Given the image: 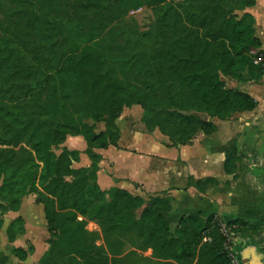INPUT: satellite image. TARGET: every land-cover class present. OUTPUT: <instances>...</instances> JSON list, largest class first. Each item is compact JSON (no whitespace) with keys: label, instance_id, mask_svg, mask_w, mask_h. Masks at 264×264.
Here are the masks:
<instances>
[{"label":"trees","instance_id":"obj_1","mask_svg":"<svg viewBox=\"0 0 264 264\" xmlns=\"http://www.w3.org/2000/svg\"><path fill=\"white\" fill-rule=\"evenodd\" d=\"M28 1L32 41L0 46V145L7 146L0 147V212L19 211L29 195L44 206L50 237L39 264H121L127 236L139 240L138 250L152 251L149 260L164 264H233L222 225L253 237L262 232L261 223L201 212L172 223L166 217L169 196L146 201L125 189L103 190L94 149L118 145L116 121L136 103L146 111L147 128L159 129L175 146L199 132L213 133L212 119L253 111L258 101L229 88L227 79L259 83L264 77V49L248 12L256 0H76L72 21L63 0ZM143 6L154 8L155 24L119 43L111 25ZM71 39L99 40L119 54L111 58L92 46L70 45ZM113 63L136 70L141 79L128 84L133 88L122 99L115 97ZM111 107L117 112L108 120ZM98 122L106 132H95ZM68 136L85 138L89 168L73 167L80 152L63 146ZM239 161L229 156L226 172L235 173ZM90 222L99 229H89ZM3 224L0 219V229ZM24 231L18 217L9 238ZM16 254L22 261L28 256L21 248Z\"/></svg>","mask_w":264,"mask_h":264},{"label":"crops","instance_id":"obj_2","mask_svg":"<svg viewBox=\"0 0 264 264\" xmlns=\"http://www.w3.org/2000/svg\"><path fill=\"white\" fill-rule=\"evenodd\" d=\"M248 12L255 18L256 36L264 49V0H256ZM234 88L252 95L258 106L225 120L212 119L215 131L199 132L186 145L175 146L159 129L149 130L137 106L125 108L116 121L118 145L94 149L100 156L97 179L103 190L117 187L148 201L169 196L171 210L166 217L172 223L200 212L224 221L261 223L260 234H239L234 250L239 264H264V77L259 83H237ZM94 127L97 134L107 130L104 122ZM63 146L80 152L74 168L92 165L83 136H68ZM231 155L240 158L233 174L225 170ZM5 216L9 220L4 217L0 229V264H39L50 237L44 206L29 195L19 211ZM18 217H22L25 231L14 232L10 239L8 229ZM19 248L27 251L24 261L16 254Z\"/></svg>","mask_w":264,"mask_h":264},{"label":"rangeland","instance_id":"obj_3","mask_svg":"<svg viewBox=\"0 0 264 264\" xmlns=\"http://www.w3.org/2000/svg\"><path fill=\"white\" fill-rule=\"evenodd\" d=\"M76 4V0H63L61 3V7L63 11L68 10L69 15L67 16L68 21L71 20L72 16V6ZM30 2L28 0H0V46H5V44H9V46H19L24 47L29 45L32 41L31 32L26 34L29 31L28 28V17L27 14L30 10ZM72 21V20H71ZM156 22V14L155 10L152 7L143 6L138 7L127 12L120 14L111 25V27H115L117 32V41L119 43H125L130 41V36L132 33L137 34L143 31L148 30L154 25ZM72 24H74L72 22ZM70 45H80L81 47L92 46L97 50L103 51V53L107 54L109 57L114 58L119 54V50L114 49L108 43H100V41H94L92 43L83 42L80 39L70 40ZM114 64V63H113ZM115 78L118 83L117 94L115 97L118 99L125 98L129 95V92H126V88H133L131 85L140 84V78L138 77L136 70H132L128 67H122L120 65H115ZM246 76L247 73L245 74ZM131 84L130 86L128 84ZM238 82L227 79V86L229 88H234ZM133 90V89H128ZM127 90V91H128ZM137 106L142 119L146 113L145 109L138 103L133 104L131 107ZM129 107V108H131ZM115 108V107H114ZM114 108H109L108 113L106 115V119L109 120L111 115H116L117 110ZM155 114V113H153ZM89 124L93 123L92 118H88L85 120ZM6 148L7 146H1ZM58 153H61V150H58ZM148 201V200H146ZM8 214V213H7ZM6 215V214H5ZM3 215L1 219H8L7 216ZM0 216L2 213L0 212ZM3 219V220H4ZM9 220V219H8ZM226 224V223H225ZM89 229L98 230V226L90 222ZM38 234V231L35 232ZM240 239V235L238 233H231L230 238L227 243H229V247L231 253L238 259L237 252L234 250L236 248V244ZM28 241V239H27ZM124 243V251L125 254L123 256V262L121 264H164L159 262L158 260H149L152 255V251L148 250L147 252H142L138 250L137 245L139 244V240L133 236L123 237ZM133 243V244H132Z\"/></svg>","mask_w":264,"mask_h":264},{"label":"built area","instance_id":"obj_4","mask_svg":"<svg viewBox=\"0 0 264 264\" xmlns=\"http://www.w3.org/2000/svg\"><path fill=\"white\" fill-rule=\"evenodd\" d=\"M222 230L226 234L227 241H228V239L230 238L231 233H233V232H231L230 229L227 228V225L225 223L222 225ZM205 240L207 241V240H210V239L206 238ZM226 245H227L226 248L229 251V256L232 258L233 264H239L238 259L231 253V250H230V247H229V243H226Z\"/></svg>","mask_w":264,"mask_h":264}]
</instances>
